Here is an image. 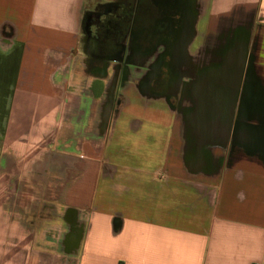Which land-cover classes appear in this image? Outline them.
<instances>
[{
    "label": "crops",
    "instance_id": "obj_1",
    "mask_svg": "<svg viewBox=\"0 0 264 264\" xmlns=\"http://www.w3.org/2000/svg\"><path fill=\"white\" fill-rule=\"evenodd\" d=\"M120 1L0 0V264H264V0H158L170 72L98 53Z\"/></svg>",
    "mask_w": 264,
    "mask_h": 264
},
{
    "label": "flooded vegetation",
    "instance_id": "obj_2",
    "mask_svg": "<svg viewBox=\"0 0 264 264\" xmlns=\"http://www.w3.org/2000/svg\"><path fill=\"white\" fill-rule=\"evenodd\" d=\"M115 8L110 17L91 23L101 51L108 56L117 54L120 62H130L152 50L163 54V65L170 72L175 67V56L183 51L189 14H182L181 8L163 6L158 0H121Z\"/></svg>",
    "mask_w": 264,
    "mask_h": 264
},
{
    "label": "rangeland",
    "instance_id": "obj_3",
    "mask_svg": "<svg viewBox=\"0 0 264 264\" xmlns=\"http://www.w3.org/2000/svg\"><path fill=\"white\" fill-rule=\"evenodd\" d=\"M116 6L114 4V5L108 6V7L104 8V9L101 8L100 10H93L92 11V15H90V17H89V19H90L89 24H88L89 25V29H91V23H92L93 19H100V18H103V17H105V18L110 17L113 13H115V11H117L116 8H115ZM93 33L95 34V30H93V32H92V36L94 37Z\"/></svg>",
    "mask_w": 264,
    "mask_h": 264
},
{
    "label": "trees",
    "instance_id": "obj_4",
    "mask_svg": "<svg viewBox=\"0 0 264 264\" xmlns=\"http://www.w3.org/2000/svg\"><path fill=\"white\" fill-rule=\"evenodd\" d=\"M98 53L101 54V55L103 54L104 58H109L110 57V59H112V60H117V57H118L117 54L115 56H108V54L103 53L100 48L98 49Z\"/></svg>",
    "mask_w": 264,
    "mask_h": 264
},
{
    "label": "water",
    "instance_id": "obj_5",
    "mask_svg": "<svg viewBox=\"0 0 264 264\" xmlns=\"http://www.w3.org/2000/svg\"><path fill=\"white\" fill-rule=\"evenodd\" d=\"M91 35V34H90Z\"/></svg>",
    "mask_w": 264,
    "mask_h": 264
}]
</instances>
